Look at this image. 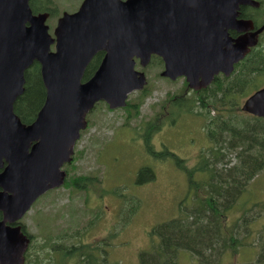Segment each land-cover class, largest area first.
<instances>
[{"label":"water","instance_id":"obj_1","mask_svg":"<svg viewBox=\"0 0 264 264\" xmlns=\"http://www.w3.org/2000/svg\"><path fill=\"white\" fill-rule=\"evenodd\" d=\"M254 0H83L57 20L53 36L48 13L33 14L29 0H0V264H24L30 241L12 226L47 190L62 184L61 169L85 128L94 104L125 105L141 89L152 54L164 62L162 76H185L188 86L206 87L214 75H229L234 63L256 44L240 5ZM229 31L243 32L235 37ZM54 45V50H51ZM104 56L82 81L96 52ZM40 65L45 100L35 119L24 124L13 104L24 90V71ZM241 110L264 118V86L246 97Z\"/></svg>","mask_w":264,"mask_h":264},{"label":"rangeland","instance_id":"obj_2","mask_svg":"<svg viewBox=\"0 0 264 264\" xmlns=\"http://www.w3.org/2000/svg\"><path fill=\"white\" fill-rule=\"evenodd\" d=\"M52 1L57 13L46 20L50 34L57 18L63 12L76 11L82 2ZM261 35L264 38V31ZM136 69L145 72L149 91L138 112L126 105L110 109L102 101L96 103L86 115L87 125L74 144L71 162L63 166L67 174L65 183L41 195L21 218L26 231L32 235L33 249L36 247L41 264H63L66 260L51 244L80 241L96 248L105 246L108 258L114 264H138L139 252L150 249L154 242L151 229L179 216L182 208L193 207V191L186 173L172 159L153 153L164 146L184 158L188 167L195 166L201 151L211 145L203 126L206 119L186 112L170 120L172 116L165 100L169 96L186 97L192 92L185 79L170 80L161 76L163 66L157 59L144 69L136 65ZM137 95V91L131 92L128 102L137 101ZM245 97L241 95L237 99V108ZM224 107L220 108L224 115L237 113L243 120H250L240 109ZM216 112L213 110L210 115ZM228 157L231 162L235 159L232 153ZM141 167L151 168L154 178L137 182ZM78 177L90 179L87 188L74 187L71 182ZM247 189L237 204L227 211L226 220L230 226L243 214L245 206L264 203V170ZM263 226L264 214L249 224V230L239 234L243 240L256 242L257 234L264 232ZM252 258L253 251L244 248L236 256L226 254L224 262L246 264ZM73 259L77 261V257ZM194 263V257L186 251H180L175 262Z\"/></svg>","mask_w":264,"mask_h":264},{"label":"trees","instance_id":"obj_3","mask_svg":"<svg viewBox=\"0 0 264 264\" xmlns=\"http://www.w3.org/2000/svg\"><path fill=\"white\" fill-rule=\"evenodd\" d=\"M259 1L261 6L258 8H240L241 17L251 18L256 25L264 23V0ZM29 5L33 13L48 12L49 16L57 13L52 0H30ZM102 56L103 52L100 51L89 62L84 71V81L92 76ZM24 79V90L16 98L13 108L20 120L29 124L35 119L46 95L37 62L25 70ZM263 80L262 37L245 57L235 64L229 76L218 74L206 88L192 91L186 97L178 95L166 98L171 120L186 112L206 119L203 126L206 127V136L211 145L201 151L196 165L192 167H188L184 163L185 159L167 148L153 153L164 159H172L175 165L186 173L194 202L189 210L182 208L179 216L161 222L151 229L150 234L154 237V242L150 249L139 252L138 264H175L180 251L190 253L194 257V264H227L224 262L226 254H229V257L236 256L244 248L253 251V258L246 264H264V232L257 234L256 242L243 240L239 234L240 231L249 230V224L263 216L264 203L254 202L249 207L245 206V211L232 226L226 220L227 211L237 204L239 198L248 191L251 181L264 170V118L247 114L250 120L245 121L237 113L227 116L221 113L220 109L226 108L224 106L229 107V110L240 109L236 106L237 99L264 85ZM138 94L137 101L128 104L136 113L149 91L144 87ZM213 110L217 112L210 115ZM231 153L235 158L232 162L228 157ZM145 173L148 175L142 178ZM153 178L151 168L139 169L137 182ZM86 181L87 178L78 177L71 183L74 187L85 189ZM253 207L258 209L252 210ZM51 245L63 258L69 260L67 264H114L109 260L105 246L96 248L81 241ZM33 247L32 239L25 252V264L42 263L36 247ZM32 255L35 257L33 260ZM75 257L77 261H74ZM66 260L63 264H66Z\"/></svg>","mask_w":264,"mask_h":264},{"label":"flooded vegetation","instance_id":"obj_4","mask_svg":"<svg viewBox=\"0 0 264 264\" xmlns=\"http://www.w3.org/2000/svg\"><path fill=\"white\" fill-rule=\"evenodd\" d=\"M243 7H244V6H243ZM250 19H251V18H250ZM251 20H252V19H251ZM253 22H254V21H253ZM253 24H254V28L252 29V31H253V30H256V29L260 26V25H256L255 22H254ZM258 36H260V34H258ZM150 59H151V60H150V63H151L152 60L157 59V62L159 63V65L164 67V65H163V61H162V59H161L159 56H157V55H153V56H151ZM169 118H170V117H169ZM86 182L88 183V180H87ZM1 218H2V214H1ZM1 218H0V219H1ZM11 225H12V226H17V225H19L21 231L24 232L25 234H27V236L31 237L30 233H28V232L26 231V229H25V225L21 222V220H19V222L12 223ZM31 239H32V238H31Z\"/></svg>","mask_w":264,"mask_h":264}]
</instances>
